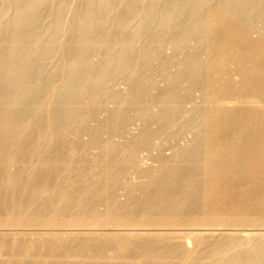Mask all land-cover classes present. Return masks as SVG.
Returning a JSON list of instances; mask_svg holds the SVG:
<instances>
[{"label": "bare ground", "instance_id": "6f19581e", "mask_svg": "<svg viewBox=\"0 0 264 264\" xmlns=\"http://www.w3.org/2000/svg\"><path fill=\"white\" fill-rule=\"evenodd\" d=\"M0 264H264V0H0Z\"/></svg>", "mask_w": 264, "mask_h": 264}, {"label": "rangeland", "instance_id": "374dc122", "mask_svg": "<svg viewBox=\"0 0 264 264\" xmlns=\"http://www.w3.org/2000/svg\"><path fill=\"white\" fill-rule=\"evenodd\" d=\"M229 64H230V63H229ZM230 65H231V64H230ZM230 65H229V68L232 67V65H231V66H230ZM234 76H235V75H234ZM118 85H119V86H118ZM117 86H118V87H120V86L123 87L122 82L118 83ZM165 143L168 144V145L166 144L165 146L173 145V143H172V142H169V141H167V142H165ZM166 150H167V149H165V151H166ZM167 151H168V150H167ZM145 160H146V162H147L148 164H152V162H153V164H155V161L151 160V158H146ZM153 164H152V165H153Z\"/></svg>", "mask_w": 264, "mask_h": 264}]
</instances>
